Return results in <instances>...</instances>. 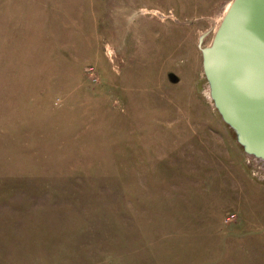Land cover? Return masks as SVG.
Listing matches in <instances>:
<instances>
[{"label":"rangeland","instance_id":"rangeland-1","mask_svg":"<svg viewBox=\"0 0 264 264\" xmlns=\"http://www.w3.org/2000/svg\"><path fill=\"white\" fill-rule=\"evenodd\" d=\"M234 1L0 0V264H264L204 68Z\"/></svg>","mask_w":264,"mask_h":264},{"label":"water","instance_id":"water-1","mask_svg":"<svg viewBox=\"0 0 264 264\" xmlns=\"http://www.w3.org/2000/svg\"><path fill=\"white\" fill-rule=\"evenodd\" d=\"M249 5L255 6L257 13H251L245 27L242 21L245 13L251 11ZM238 10L242 16L229 28L240 13ZM212 50L216 56L212 57L211 50L208 51L205 71L214 88L215 103L246 151L254 156H264V0H250L245 7L237 3L217 33ZM230 50L249 56L233 65L235 75L244 78L232 77L225 68L228 62L232 63L228 60Z\"/></svg>","mask_w":264,"mask_h":264},{"label":"bare ground","instance_id":"bare-ground-1","mask_svg":"<svg viewBox=\"0 0 264 264\" xmlns=\"http://www.w3.org/2000/svg\"><path fill=\"white\" fill-rule=\"evenodd\" d=\"M248 2H250V0L249 1H247V2H244V0H235L234 2H232L229 6H228V11H227V13H226V16H225V18H224V20L222 21V25H223V23H225V21L226 20H228L229 19V17H230V12H231V10H234V8H236V5H237V3L239 4L240 3V6H242L243 5V7H245V6H248ZM249 6H251L250 7V9H251V11H248L247 13H245V15H244V19H243V21H242V25L243 26H245L246 27V25H247V23H249L248 22V18H249V16L251 15V13L253 14V13H257L256 11V8H255V6H252V5H249ZM237 12H240V13H237V15H236V17H235V19H233V22H231V24L229 25V28L231 27V25L233 24V23H235V20L238 18V17H240V16H242L241 15V11H237ZM250 13V14H249ZM239 19V18H238ZM221 25V26H222ZM241 29H243V27L241 28ZM244 31H246V30H244ZM219 32V31H218ZM216 39V38H215ZM204 40V36H202V38H200V42L201 41H203ZM231 43H232V41H231ZM214 45V44H213ZM213 45L208 49V51H210V53H211V55H212V57H215L216 56V54H215V51L214 50H212V48H213ZM208 51L207 52H205V60H204V68L206 69V59H207V53H208ZM246 57L247 59H249V56L247 55L246 56V54H244L243 52H235L234 50H230V52H229V57H228V60H230V61H232V63H229L228 62V65L225 67L226 69H228L227 71H229V73H230V75H232V77H235L236 76V78L238 79V78H244V77H238L237 75H235V69H234V66L233 65H236L237 63L238 64H240V62H242V57ZM206 72V71H205ZM214 74V73H213ZM216 78V77H215ZM246 79V78H245ZM210 97L213 99V100H215V97H214V88L212 87V85H210ZM255 157L257 158V159H261V160H264V156L262 155V154H260L259 156H256L255 155Z\"/></svg>","mask_w":264,"mask_h":264}]
</instances>
